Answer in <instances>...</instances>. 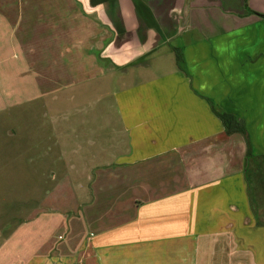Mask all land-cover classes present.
Instances as JSON below:
<instances>
[{
	"label": "crops",
	"instance_id": "0c3cea01",
	"mask_svg": "<svg viewBox=\"0 0 264 264\" xmlns=\"http://www.w3.org/2000/svg\"><path fill=\"white\" fill-rule=\"evenodd\" d=\"M22 2L0 16V168L23 217L0 264H264L246 141L264 153V0Z\"/></svg>",
	"mask_w": 264,
	"mask_h": 264
},
{
	"label": "rangeland",
	"instance_id": "374dc122",
	"mask_svg": "<svg viewBox=\"0 0 264 264\" xmlns=\"http://www.w3.org/2000/svg\"><path fill=\"white\" fill-rule=\"evenodd\" d=\"M9 1L13 2V6L16 7L15 4H18L19 0H0V16H2V12H3L2 10L4 9V5L5 4L8 5ZM21 1H23L22 2L23 9H29L30 12H32L31 10L35 12H40L39 14L44 16L45 19L47 17L51 18L54 14L62 12L63 10L62 4H65L64 0H21ZM16 16H18V12H16ZM44 28H45V23H44ZM59 29L61 30V26ZM7 56L9 57L10 54ZM17 57L18 56H16V60ZM11 63H15V61H11L8 64ZM161 71H163V69H160L156 73ZM117 78L118 76L116 77L114 82L112 81L110 82V84H112L113 86H117L118 84H115V82L118 80ZM132 81H134V78L132 77L127 79V82H132ZM109 105L110 104H107L108 108H110ZM107 110H108V114L112 113L110 109ZM111 122H112V127L118 126L117 123H116L117 126L115 125L113 119L111 120ZM108 129L110 130V126H108ZM78 143L83 144L81 136L79 137ZM249 166H250V170H249L250 181L252 182L253 191L257 194V196L260 197V201L258 200L259 201L258 207L261 210V217L264 218V153L262 154L257 153L255 157L251 158L249 161ZM80 170L82 171V168H80ZM17 172L18 171L16 167L0 168V228H1L0 235H2V233L3 235L9 234L12 232V230L14 231L16 227L19 226V224L22 222L23 219L21 215H16V213L19 210V205L21 201V190H22V186L21 184H19V177ZM3 177H6L7 179ZM77 217H81V216H77ZM60 236L62 237L61 240H64L66 239L65 237H67L66 233L62 231L59 232L58 237ZM1 242H2V238H0V243Z\"/></svg>",
	"mask_w": 264,
	"mask_h": 264
},
{
	"label": "trees",
	"instance_id": "16d2710c",
	"mask_svg": "<svg viewBox=\"0 0 264 264\" xmlns=\"http://www.w3.org/2000/svg\"><path fill=\"white\" fill-rule=\"evenodd\" d=\"M248 0H246V3H247ZM250 13L251 14H255V15H258L259 17L263 18L264 19V14H261V13H257V12H254L252 10H250ZM220 120L222 121L225 129H226V133L228 135H234V134H240V135H243V136H247V129H246V126H245V123L242 121V120H238L236 117L232 116V115H229V114H218ZM247 140V147H248V152H247V163L249 165V161L251 158L255 157L254 156V149H253V146H252V143L248 138H246Z\"/></svg>",
	"mask_w": 264,
	"mask_h": 264
}]
</instances>
